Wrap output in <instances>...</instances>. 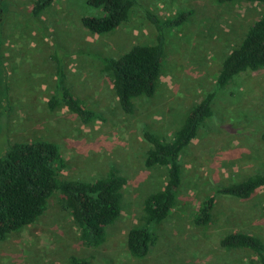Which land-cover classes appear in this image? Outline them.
Masks as SVG:
<instances>
[{"label": "rangeland", "instance_id": "374dc122", "mask_svg": "<svg viewBox=\"0 0 264 264\" xmlns=\"http://www.w3.org/2000/svg\"><path fill=\"white\" fill-rule=\"evenodd\" d=\"M36 0H3L0 16V100L4 84L9 102L0 106V156L9 143L48 140L60 149L55 163L64 180L94 181L110 171L126 177L120 218L108 228L106 242L86 248L79 241L71 212L56 192L32 225L0 239V264H259L248 250L227 251L219 240L244 232L264 240V189L251 200L220 196L207 227L194 224L201 203L218 186L241 182L264 172V69L237 75L224 89L216 83L226 56L264 12V5L217 0H138L128 22L99 36L82 27L100 11L88 0H54L39 17ZM188 14L183 25L167 30L162 74L152 99L136 100V111L120 109L102 57H119L136 45L156 42L146 18ZM66 69V83L100 119L84 123L66 107L50 110L56 91V61ZM216 91L213 116L182 154L183 183L178 205L154 227L156 242L143 259L130 256L127 232L144 224L143 204L163 190L165 168H148L150 144L144 133L170 141L190 111Z\"/></svg>", "mask_w": 264, "mask_h": 264}, {"label": "trees", "instance_id": "16d2710c", "mask_svg": "<svg viewBox=\"0 0 264 264\" xmlns=\"http://www.w3.org/2000/svg\"><path fill=\"white\" fill-rule=\"evenodd\" d=\"M236 1L258 3L264 0H217L220 4ZM54 0H36L31 14L39 17ZM91 7L100 11L99 16H86L82 27L93 35L106 36L128 22L138 0H88ZM8 5L0 0V16ZM146 18L154 25L156 42L136 45L119 57H102L103 71L110 77L120 109L126 115L136 111L135 102L140 98L152 99L159 88L167 30L184 24L188 14L162 19L150 10H144ZM56 61L57 85L48 107L56 110L66 107L84 123H91L100 116L86 107L67 85L66 69L61 59ZM1 62V61H0ZM264 69V12L248 28L241 42L231 50L222 63L216 90L224 89L239 74ZM4 99L0 106L9 102L4 84ZM216 91L210 92L188 114L183 125L170 141L144 133L150 144L147 153L148 168H165L166 185L163 190L151 193L144 201V224L127 232L126 248L131 257L145 258L156 242L154 227L166 221L178 205L179 191L183 183L182 154L198 137L200 130L213 116ZM6 101V103H5ZM264 141V131L261 134ZM59 146L48 140L9 143L0 156V239L34 224L45 212L48 200L56 193L61 195L63 207L71 212L74 226L79 230V241L86 248H99L107 240L108 228L120 218L126 177L115 171L94 181L64 180L59 177L55 163L60 160ZM264 189V172L224 186H218L212 195L200 205L194 216V224L207 227L213 220V211L220 196L251 200ZM227 251L248 250L264 264V240L244 232L225 234L219 240ZM70 264H89L88 260L71 259Z\"/></svg>", "mask_w": 264, "mask_h": 264}]
</instances>
